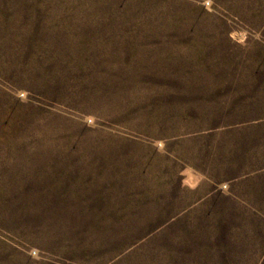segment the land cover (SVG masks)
<instances>
[{"label": "rangeland", "instance_id": "rangeland-1", "mask_svg": "<svg viewBox=\"0 0 264 264\" xmlns=\"http://www.w3.org/2000/svg\"><path fill=\"white\" fill-rule=\"evenodd\" d=\"M0 264H264V0H0Z\"/></svg>", "mask_w": 264, "mask_h": 264}]
</instances>
